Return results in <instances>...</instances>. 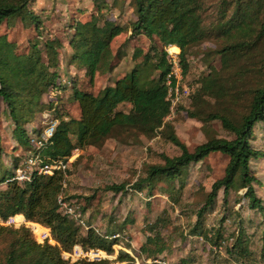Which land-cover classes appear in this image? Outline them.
<instances>
[{
  "label": "trees",
  "instance_id": "obj_1",
  "mask_svg": "<svg viewBox=\"0 0 264 264\" xmlns=\"http://www.w3.org/2000/svg\"><path fill=\"white\" fill-rule=\"evenodd\" d=\"M30 1L0 0V25L16 20L30 21L39 38L41 21L29 9ZM109 1L111 6L119 2ZM129 1L135 20L128 27L102 18V11L108 7L105 0H93L96 14L88 20L72 21L68 64L83 71L92 83L96 74L112 71L110 45L122 33L128 31L130 39L142 36L153 41L155 38L159 45L152 43L142 54L141 61L97 94L83 91L70 81L69 100L77 104L79 117L56 119L52 135L41 141L40 146L31 142L26 129L27 125L33 124L34 110L24 102L23 93L31 97L36 108H53L52 102L41 105L38 98L46 91H65L66 87L56 82L58 50L62 44L57 40L43 43L47 57L44 63L38 42L30 46L27 54H17L0 36L2 115L10 121V136L16 147L27 151V156H36L41 163H66L74 150L88 146L98 148L107 139H120L124 134L150 138L161 133L179 153L171 158L162 156V164L146 166L143 176L131 185L134 190H145L149 196L157 184L180 181L185 169L202 162L210 154L225 155L228 161L223 176L211 184L191 230L193 235L202 237L211 246H218L222 239L220 232L215 231L213 236L203 231L200 224L203 212L212 208L219 192L225 204L230 191L246 189L248 207L264 211L261 201L254 196L252 184L259 183L250 169L251 161L264 158V152L252 145L255 126L264 124V0H220L216 5V21L209 29L202 24L203 0ZM210 35L220 41L212 53L219 56L221 68L213 69L201 79L192 98L193 110L188 116L203 124L219 121L228 137H208L189 151L175 135L172 124L165 122L170 113L166 85L170 65L163 48L180 49L179 58L185 74L186 55ZM138 50L135 49L133 58L140 54ZM210 99L218 102V109L209 108ZM121 104H128L129 110H118ZM47 125L33 124L31 131L40 139ZM21 167L17 159H13L9 167L0 164V221L4 223L13 217L19 222L24 219L38 223L50 230L55 244L37 242L25 227L15 229L0 224V264H108L106 259L99 262L62 259L61 253L70 251L75 245L111 254L118 240H111L110 234H100L93 228L83 233L75 222L58 211L56 201L63 189V171L51 175L33 172L29 181L21 183L7 181ZM123 189V185H111L105 191L119 193ZM243 237L240 230L234 244L226 249V253L240 264L245 263L244 257L248 255ZM164 250L165 245L158 234L147 237L141 247V253L148 260L158 258ZM260 255L264 260V243ZM118 260L133 264L125 252L118 253Z\"/></svg>",
  "mask_w": 264,
  "mask_h": 264
},
{
  "label": "rangeland",
  "instance_id": "obj_2",
  "mask_svg": "<svg viewBox=\"0 0 264 264\" xmlns=\"http://www.w3.org/2000/svg\"><path fill=\"white\" fill-rule=\"evenodd\" d=\"M105 1L108 7L102 11V18L125 27L135 20L129 0H119L116 6H111L109 0ZM219 2L220 0L202 1V24L207 29L216 21V5ZM29 9L41 21L39 38L30 21L22 23L19 20L11 24L2 23L0 36L17 54H27L30 46L38 42L40 57L44 63L47 57L43 43L46 40H57L62 44V48L58 50L59 76L56 82L64 85L65 91H46L38 98L41 105L52 102L53 108H36L26 90V94L23 93L24 102H28L34 110L33 124L39 123L42 127L49 123L56 124V119L61 117L64 120L78 119L77 104L69 100L70 81L83 91L97 94L141 61L142 54L148 51L152 43L159 45L155 38L153 41L142 36L130 39L128 31L122 33L110 45L112 71L96 74L94 81L90 83L83 71L68 64L67 57L70 53L68 40L72 32L70 25L73 20L86 21L96 14L93 0H32ZM207 38L186 55L185 74L180 63V49L177 52L171 49L177 53L178 71L174 73L176 81L173 88L176 91L168 92L170 113L165 122L172 124L175 135L189 151H193L208 137H228L219 121L203 124L188 116V112L193 110L192 98L200 87L201 79L212 73L213 69L221 68L219 56L212 53L220 41L214 35ZM135 49H139L140 54L133 58ZM163 50L167 56L166 47ZM3 106L0 103V164L2 167H9L13 159L22 164L28 156L27 151L16 147L12 140L10 121L6 115H2ZM129 108L128 104L118 106V110L123 112H127ZM209 108L218 109V102L210 99ZM32 125L26 126L31 139L36 137L35 132L31 131ZM35 127L38 128L37 125ZM254 134L253 147L264 152V124H257ZM178 153L179 150L159 132L150 138L124 134L120 139H107L98 148L88 146L82 150H74L63 171L65 180L61 195L79 203L84 224L77 225L78 228L83 233L93 228L100 234H110L111 240H118L113 246V253L105 252L108 264L122 262L118 260L119 252L128 254L133 264H151L149 261L153 260L144 258L141 247L147 237L155 234L159 235L165 250L154 260L160 259L167 264H240L226 253L240 230L244 234L243 240L248 253L244 257V264H264L260 255L264 243V211L248 207L246 189L230 191L225 204L219 192L212 208L203 212L200 228L213 236L218 230L222 236L218 246H211L202 237L191 233L196 213L204 204L211 184L223 176L228 161L225 155L210 154L202 162L185 169L180 181L157 184L150 196L145 190L132 189L131 185L143 176L146 166L162 164V156L171 158ZM250 169L259 183L252 184L254 196L264 208V158L251 161ZM111 185H123L124 189L119 193L105 191ZM29 222L24 219L20 222L9 219L4 223L0 221V224L15 229L25 227L32 239L36 240Z\"/></svg>",
  "mask_w": 264,
  "mask_h": 264
},
{
  "label": "built area",
  "instance_id": "obj_3",
  "mask_svg": "<svg viewBox=\"0 0 264 264\" xmlns=\"http://www.w3.org/2000/svg\"><path fill=\"white\" fill-rule=\"evenodd\" d=\"M167 53V61L170 65V71L166 77V85L168 86V92L175 90L173 86H175L176 76L175 72L178 71V64H177V53L171 50V46L166 47ZM172 82H174L172 84ZM176 91V90H175ZM185 93H188V90H185ZM168 97V95H167ZM55 124L49 123L46 128L43 130V133L38 138H32L31 141L35 146L42 145L43 142L46 141L53 133ZM22 167L18 169L15 174L10 177L7 181H17L18 183L29 181L33 172L42 175H51L55 171H64L66 167V163L62 161H54L52 163H41L40 160L36 156L29 155L24 162L22 163ZM1 187V185H0ZM57 206L58 211L62 214L66 215L68 219L75 222L77 225H83V218L80 210V205L77 200L74 199H65L61 194L57 197ZM12 221H15L13 217H10ZM8 219V220H9ZM7 220V221H8ZM6 221V222H7ZM28 224L32 234L34 235L36 241L39 242H48L49 244L53 245L55 242L51 238L50 230L38 223L29 222ZM61 257L64 260L75 262L77 260H87V261H94L99 262L101 260L107 259V256L104 251L98 249H88L85 250L79 245L73 246L70 251H63L61 253ZM151 264H167L163 260H153L152 262L149 261ZM114 264H123L122 262H116Z\"/></svg>",
  "mask_w": 264,
  "mask_h": 264
},
{
  "label": "bare ground",
  "instance_id": "obj_4",
  "mask_svg": "<svg viewBox=\"0 0 264 264\" xmlns=\"http://www.w3.org/2000/svg\"><path fill=\"white\" fill-rule=\"evenodd\" d=\"M173 51H175V52H177V50L176 49H173V48H171Z\"/></svg>",
  "mask_w": 264,
  "mask_h": 264
}]
</instances>
